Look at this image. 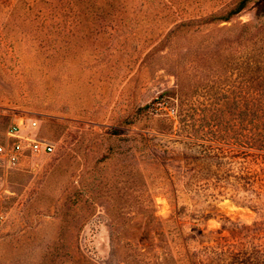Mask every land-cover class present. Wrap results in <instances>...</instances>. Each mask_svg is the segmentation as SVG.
<instances>
[{"label": "rangeland", "instance_id": "obj_1", "mask_svg": "<svg viewBox=\"0 0 264 264\" xmlns=\"http://www.w3.org/2000/svg\"><path fill=\"white\" fill-rule=\"evenodd\" d=\"M241 1L0 0V143L55 144L0 171V264H264V152L231 140L260 0L211 20Z\"/></svg>", "mask_w": 264, "mask_h": 264}, {"label": "built area", "instance_id": "obj_2", "mask_svg": "<svg viewBox=\"0 0 264 264\" xmlns=\"http://www.w3.org/2000/svg\"><path fill=\"white\" fill-rule=\"evenodd\" d=\"M19 118L9 126L6 140L0 143V171L19 169L33 157L50 156L55 152V144L39 134V121ZM4 216L0 215V229Z\"/></svg>", "mask_w": 264, "mask_h": 264}, {"label": "trees", "instance_id": "obj_3", "mask_svg": "<svg viewBox=\"0 0 264 264\" xmlns=\"http://www.w3.org/2000/svg\"><path fill=\"white\" fill-rule=\"evenodd\" d=\"M246 4L247 0H242L226 15L213 17L211 20H215L217 18L228 22L234 15L241 13L246 8ZM258 14L264 16V0H260L258 3ZM245 27H247V25ZM252 27H255L254 24H252ZM260 49H264V46ZM261 57L264 58V54H262ZM257 65L259 70V63ZM251 115L252 118L249 122L250 129L248 133L245 135H239L231 140H233V142L241 148L264 152V88H257L253 91ZM242 128L246 130L243 124ZM219 139L220 141H228L226 138L220 137Z\"/></svg>", "mask_w": 264, "mask_h": 264}]
</instances>
